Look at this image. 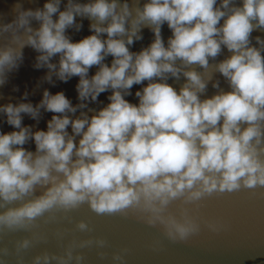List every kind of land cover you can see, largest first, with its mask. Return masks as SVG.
Masks as SVG:
<instances>
[{"label":"clouds","instance_id":"1","mask_svg":"<svg viewBox=\"0 0 264 264\" xmlns=\"http://www.w3.org/2000/svg\"><path fill=\"white\" fill-rule=\"evenodd\" d=\"M61 2L46 0L42 8L25 9L18 0L11 21L0 14L5 41L0 45V86L20 67L27 46L39 53L35 67L50 70L45 79L51 81L52 72L65 83L78 76L80 101L95 102L111 89L110 102L95 115L81 113L76 119L68 113L87 104L73 106L63 91L45 90L37 105H0L14 129L0 131V229H23L46 213L87 203L100 215L136 213L169 239L186 241L201 230V218L188 205L213 194L264 186V39L255 38L260 47L251 42L253 31L264 29V0H242V5L233 0H146L135 15L128 0H67L64 10ZM77 17L92 21V34L73 42L66 33L82 29ZM33 21L39 26L33 27ZM164 24L172 32L167 45ZM142 26L155 38L134 53L129 46L143 38ZM223 48L232 54L216 68L230 91L201 99L208 82L194 69L183 71L186 82L179 91L167 82L168 74L180 77L177 61L207 69ZM56 56L58 67L52 62ZM107 56L113 57L111 66L104 63ZM93 66L98 71L89 77ZM145 81L135 93L138 104L125 99L133 85ZM41 108L53 116L47 130L33 132L23 125L22 114L35 120ZM30 140L35 153L25 148ZM37 186L44 191L30 198ZM175 201H181L178 215L170 210ZM205 223L212 232L227 228L221 220ZM78 227L88 225L81 221ZM29 244L25 239L19 248ZM72 259L69 249L66 256L38 255L34 264ZM113 259L124 257L118 253Z\"/></svg>","mask_w":264,"mask_h":264},{"label":"water","instance_id":"2","mask_svg":"<svg viewBox=\"0 0 264 264\" xmlns=\"http://www.w3.org/2000/svg\"><path fill=\"white\" fill-rule=\"evenodd\" d=\"M17 2L18 0H0V14H6V21H11V9ZM20 2L25 9H36L42 8L46 0H20ZM75 2L87 3L88 0H75ZM119 2L122 4L124 0ZM128 3L135 15L134 9L142 7L146 0H128ZM233 3L242 5V0H233ZM66 4L67 0H62L61 10H64ZM77 23L83 24L80 31L70 28L66 33L73 42L92 34L89 28L92 21L77 17ZM32 26L38 27L39 24L33 21ZM161 32L167 45L168 38L172 35L167 24L163 25ZM141 35L143 37L141 40L129 46L130 51L140 52L155 38L151 29L146 26H142ZM257 36L264 39V29L253 31L251 36L252 45L260 47L256 44ZM104 38H107L106 34ZM3 43L5 41L0 38V45ZM23 51L24 59L20 67L8 73L7 82L0 86V105L21 102L37 105L43 99L45 90L52 94L63 91L73 106L87 104L86 108H77L74 114L68 113L72 119H76L81 117V113H87L88 116L95 115L110 102L108 97L111 95V89L102 93L95 102L80 101L76 91L80 79L78 76L71 77L65 83L59 80L55 72H52V79L48 81L45 77L50 70L46 66L39 69L35 67L39 53L27 46ZM231 54L227 48H223L219 56L209 59L207 69L199 65L185 67L177 61V65L182 68L180 77L177 79L168 74L167 82L179 91L186 82L183 71L194 69L208 82L201 99L210 98L220 91H230L228 82L217 71L216 65ZM112 60V56H107L104 63L111 66ZM58 61L59 56L52 60L57 67ZM97 71L98 66H93L89 70V77L95 75ZM217 82L219 88H214L213 84ZM147 83L148 81H145L143 84L133 85L131 95H126L125 99L138 104L139 98L135 93L142 90ZM25 92L28 94L26 99ZM22 115L23 125H30L31 130L35 132L47 130V122L52 118L53 113L41 108L40 115L35 120L27 114ZM13 130L7 124L5 115L0 113V131L6 133ZM68 132L72 133L71 126ZM79 139L80 137L77 136V143ZM25 148L35 153L34 141L30 140ZM43 191V188L37 186L36 192L30 198L41 195ZM19 203L13 206H18ZM180 207L181 201H175L170 205V210L178 215ZM188 207L193 214L201 218V230L186 241L169 239L159 226L148 225L136 213L130 212L127 216L100 215L87 203L69 211L54 210L26 228L15 231L0 229V264H34V258L38 255L48 253L66 256L69 249L72 251L73 259L68 264H264V186L241 188L232 193L213 194ZM212 220L223 221L227 224V228L218 233L212 232L205 223ZM81 221L88 225L87 229L81 230L78 227ZM25 239L30 241L29 247L19 248V244ZM100 241H104V244L101 245ZM118 253L123 255V261L113 259ZM78 255L83 258L79 262L75 259ZM50 264H58V261L52 260Z\"/></svg>","mask_w":264,"mask_h":264}]
</instances>
